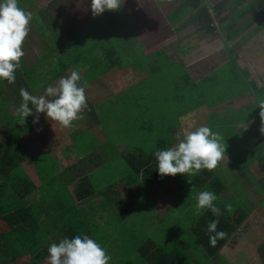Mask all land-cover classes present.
I'll return each mask as SVG.
<instances>
[{
    "label": "crops",
    "instance_id": "1",
    "mask_svg": "<svg viewBox=\"0 0 264 264\" xmlns=\"http://www.w3.org/2000/svg\"><path fill=\"white\" fill-rule=\"evenodd\" d=\"M233 1L236 0H214L210 4L205 0L199 8L204 3L208 6L211 13L206 11V14L210 21L202 14H196L194 20L187 21V15L177 19L186 10V3L181 0H124L119 11H105L95 17L91 13V0H19L20 6L33 14V20L23 45L25 55L21 59V67L16 70V80L12 84L6 81L7 85L27 89L24 79L26 68L35 67L44 60L48 70L51 69L55 75L45 84L34 88L40 89L42 95L48 86H55L61 77L70 75L73 70L81 73L79 83L89 93L88 109L82 114L81 121L73 122L71 128L63 129L49 121L46 114L40 113L34 127L29 126L28 131L15 134L23 141L21 169L32 186L21 205L31 208L29 217L37 221L41 232L47 233L49 237L57 233L59 238L53 243L84 232L106 249L109 244L123 243V232H143L144 236H150L144 226L149 224L153 212L161 216L166 210H171L172 194L168 192L172 188L166 192L163 188L152 191L153 187L150 185V189H146L140 177L134 181L129 174L121 176L124 171L122 160L116 162L111 154L119 155L122 159L127 151L124 145L127 141L117 140L111 131L101 128L96 120L97 102L113 95L116 90L140 83L146 71L135 65L134 70L118 69V72L129 73L131 77L118 76L119 79H116L115 73L108 78L106 74L115 70L100 75V62L95 65L99 72L96 78L86 79L85 74L92 65L85 60L86 57L99 55L100 49L108 42L132 52L129 48L141 49L140 44L145 45L144 41L149 38L153 46L142 48V52L137 51L138 57H145L149 63V72L157 73L161 68L163 72L171 63L178 62L182 76L185 73L194 83L191 89L196 100L205 104L189 112L173 114L172 117H157L158 121L167 123L162 126L170 138L175 136L172 145L177 143V133L182 134L202 125L224 137V160L212 171L214 176L210 179V186L205 185L210 187L208 191L214 192L220 199L221 209L225 208V204H231L233 208L240 206L246 218L218 249L217 260L225 259L228 264H253L256 259L259 261L257 264H264V182L259 183L264 177V133L260 131L264 122L260 117L261 100L253 93L254 88L256 94L261 95L264 84V74L259 75L260 70L264 72V48L257 42L259 39L255 41L264 36V0H246L238 7L232 5ZM159 2L161 6H158ZM172 15L175 17L172 18ZM149 19H154L156 25L149 28V33L147 29L149 37L143 39L141 25ZM193 22L197 28L194 26L191 30ZM207 23L210 33L205 29ZM164 25L169 26L172 34L168 38L174 36L172 40L151 31ZM240 48L242 50L237 51ZM158 50L159 56L166 58L160 68L151 60ZM170 51L178 59L172 60ZM208 59L212 60L205 64L204 60ZM193 62L194 69L186 67V64L192 65ZM236 74L241 75L236 77L241 83L244 81L242 87L246 86L247 91L241 92V86L238 89L235 87ZM8 86L4 96L17 101ZM100 89L103 96H100ZM95 98L97 100L93 101ZM0 102L3 103V100ZM17 102L20 104L22 101L18 99ZM162 104L165 106L167 101H162ZM17 107L9 110L5 105V113L9 111V115H16ZM137 111L136 121L139 122L140 109ZM0 122V127L4 126L5 131H9L5 115ZM80 122L84 124L80 126ZM44 136L47 138L44 139ZM1 137L6 139L0 142L1 149L6 150L11 144L10 133L6 132ZM157 137L149 145L151 149L155 148ZM28 138H32L31 141ZM107 148L114 152H108ZM43 151L54 154L52 157L47 155L49 159L45 161L46 154ZM118 170L119 174H115ZM214 178L220 181V186ZM97 200L101 203L99 208L95 206ZM146 201L147 205H144ZM151 208L153 212H150ZM162 219L152 217V225L163 222ZM250 233L255 234L257 240H252L253 244H246L245 237ZM2 245L0 247L5 251V256L8 247ZM47 245L41 244L38 251ZM194 245L198 248L197 244ZM140 246L135 244L131 249L118 246L113 256L119 261L118 264H148L140 253ZM253 246L254 250L251 248ZM183 249L187 252V247ZM47 256L48 253L37 261L47 262ZM110 256L109 264L112 254ZM21 257L27 263L29 257ZM191 262L195 264V261Z\"/></svg>",
    "mask_w": 264,
    "mask_h": 264
},
{
    "label": "trees",
    "instance_id": "2",
    "mask_svg": "<svg viewBox=\"0 0 264 264\" xmlns=\"http://www.w3.org/2000/svg\"><path fill=\"white\" fill-rule=\"evenodd\" d=\"M246 0H236L232 2L233 6H239L244 3ZM181 2L186 3V10L183 14H181L177 19L182 18L187 15V21L196 18V14L204 15L207 21L209 20V15L206 14L207 5L204 3L201 8V3L205 2V0H181ZM158 6H161V2L157 3ZM217 8V6H216ZM232 9V7H231ZM143 25H141L142 27ZM209 23L205 25V29L210 33L211 29H209ZM169 26H167V32H164V27L151 30L153 33H159L164 37H167L170 34ZM148 27V33L149 31ZM149 37V34H148ZM147 37V38H148ZM157 43H160L157 40H154ZM149 38L144 41V44L141 45V49L136 47L134 49L129 48V50H133L132 52L123 49L122 47L115 46V44H111L108 42L107 45L103 46L100 49L99 55L86 57L90 64H92L88 70L86 71V79L96 78L99 74L97 68L95 69V65L101 62V71L100 75L106 73L108 71H114L109 74H106L109 77L116 73V79L119 77H131V74L125 72H118V69H135V65L139 66V69L145 72V76L140 78V83H136L132 86L122 88L120 90H116L115 93L111 96H116L119 99L122 105L127 107H135L138 108L141 106V102L148 101L152 99V103L156 105H160L162 101H167L165 105V110H160V106L158 109L154 108V112L158 113L160 118L163 116L172 117L173 114L184 113L191 111L192 108L196 106L205 105L199 100H196L193 90L191 86L194 85L193 82L190 81L189 77L184 73L181 75V79H178L177 82H172L170 87H168V94L158 93L153 94L151 96L148 95L149 92L147 90L149 88L155 89L156 86L152 87L151 81L155 76H158L162 73L158 71L157 73L149 72V63L146 61L145 57H138L137 51L142 52L145 47H151L152 42L149 43ZM143 45V46H142ZM143 48V49H142ZM160 50L156 51L151 59L152 62H156L158 68L162 66V63L165 61V57H160ZM130 59V60H126ZM130 65H133L130 66ZM181 67V66H180ZM138 69V70H139ZM105 71V72H104ZM103 72V73H102ZM236 81L234 82L235 87L239 91L244 92L248 89L246 86H243V83L240 82L239 77H236ZM241 77V75H240ZM179 83L182 84L181 88ZM148 85V86H147ZM196 85V84H195ZM150 86V87H149ZM253 93L257 97V99L264 101V84L261 87V95L256 94V89L253 88ZM240 93V92H239ZM0 94H2L0 92ZM107 97V99L109 98ZM101 102V101H100ZM140 109V108H139ZM124 107L120 109L123 112ZM171 112V113H170ZM144 113V114H142ZM2 114V104H0V116ZM113 124H117L118 121L114 120V118H107ZM140 124V128L135 123H130L129 127H127L126 131L129 134L134 133L137 141L133 140L131 143H125V147L127 149L126 153L123 155V158L119 155H116L112 149L107 151L112 153V157L117 162L122 160L124 165L123 174H129L132 176L134 181H138L139 177L143 180L146 187V184L149 183L153 187L152 191H156L157 188H163V191L171 189L172 196L176 200L181 201V205H178L183 210H187L190 208L189 206H193L196 203L195 196L201 192L207 190L210 179L213 178V172H209L207 170H202L200 174L196 176L188 177L186 174H177L176 176H164L163 178L158 174L157 170V161L154 157V152L159 149H165L171 147L172 142L175 136L170 138V135L167 133V130L164 126L158 128V132L155 134L158 135L157 142L155 143V148L151 149L150 146L145 145V139L149 138L146 136V128L149 124L154 121H158L157 117L153 113L144 112L140 109V115L138 118ZM161 121V120H160ZM1 123V122H0ZM137 123V121H136ZM176 123V121H174ZM136 125V127H135ZM105 128V127H101ZM27 129L26 131H28ZM174 131H177L175 129ZM113 134H118V138L121 139L126 135V133L122 132H112ZM140 133V134H138ZM177 133V132H174ZM84 136V135H83ZM82 136V137H83ZM116 137V136H115ZM11 144L8 149H1L0 146V245L6 244L8 247V251H6V257L14 259L15 257H20L22 255H26L28 258L27 263L31 264L32 261L34 263L39 264L37 260L46 256L47 249L51 243L54 242L55 239L59 238L57 233L55 235L50 234V237L47 233L41 232L38 228L37 221L29 217L31 208H23L21 205V201L23 197L28 194L32 186L29 184L28 179L26 178L25 173L21 169V165L23 163V156L21 151L19 150V144H15V139L19 137H13L10 135ZM56 141V138H53ZM125 142V141H124ZM129 148H133L129 150ZM44 158L47 161L49 158L47 155H44ZM112 158V159H113ZM119 177H117L118 179ZM217 181V185H221L220 181L214 178ZM189 180L191 183H189ZM264 182V177L259 181L262 184ZM204 184V185H203ZM208 184V185H205ZM210 186V185H209ZM176 188V190L174 189ZM174 189V190H173ZM212 189V188H211ZM213 190V189H212ZM158 191V190H157ZM183 192H185L183 194ZM182 194L179 196V194ZM170 195V197L172 198ZM216 206L220 208L222 206L220 204V199H217L215 202ZM176 206V204H174ZM194 209V208H193ZM221 209V208H220ZM235 212L229 214L224 209H221L223 213L220 217H215L212 215L210 211H205L201 216L196 217L192 220L190 224V228L188 232L193 236L195 243L201 245L206 252L207 259L201 262H195V264H216L218 262L217 259V251L224 245L226 241L235 233L238 227L244 222L246 218V213L244 209L240 206H236ZM181 210V209H180ZM245 213V215H244ZM213 219H219V224L217 226V231H224L227 233V237L222 240H218L215 247L210 246L209 243V234L207 233V225ZM163 221L165 219H162ZM169 221V219H168ZM119 230L126 231L124 228H119ZM57 232V231H56ZM78 235H85L84 232L79 233ZM64 236H66L64 234ZM75 236L71 237L74 238ZM123 243H126L129 240L133 239H141L144 236V233L140 234H130V233H122ZM58 243V242H57ZM140 246V253L147 260L148 264H193L191 260L187 256V252L179 246H175L172 248L162 249L160 247L159 242L145 240ZM44 244H48L45 248L38 251V247ZM3 246V245H2ZM21 249H18L17 247ZM216 260V261H215ZM0 263L1 260H0ZM32 263V264H34Z\"/></svg>",
    "mask_w": 264,
    "mask_h": 264
},
{
    "label": "clouds",
    "instance_id": "3",
    "mask_svg": "<svg viewBox=\"0 0 264 264\" xmlns=\"http://www.w3.org/2000/svg\"><path fill=\"white\" fill-rule=\"evenodd\" d=\"M124 0H91L93 17L105 11H119ZM33 14L20 6L19 0H0V80L12 84L16 80V70L21 67L25 53L23 45L31 31ZM80 73L73 70L70 75L61 77L55 86H48L43 95H32L27 89H20L22 102L16 109L17 122L23 125L26 118L46 114L52 123L63 129L73 126V122L83 118L88 109L85 86L79 82ZM31 104L33 107H29ZM260 117L264 122V101L259 105ZM260 131L264 133V127ZM174 145L154 152L158 174L176 176L186 174L188 177L200 174L202 170L214 171L224 160L226 146L224 137L208 126H199L194 130L177 133ZM189 183L191 181L189 180ZM218 199L212 191H201L195 196L193 215L201 216L210 211L213 216L223 213L214 203ZM225 211L235 212L231 204H225ZM219 219L211 220L207 225L210 246L215 247L218 240L225 239L227 233L217 231ZM47 264H109L111 256L107 250L88 235H76L74 238H63L58 243H51L47 249Z\"/></svg>",
    "mask_w": 264,
    "mask_h": 264
},
{
    "label": "rangeland",
    "instance_id": "4",
    "mask_svg": "<svg viewBox=\"0 0 264 264\" xmlns=\"http://www.w3.org/2000/svg\"><path fill=\"white\" fill-rule=\"evenodd\" d=\"M210 2V4L214 1V0H208ZM207 2V0H206ZM29 10V9H27ZM138 11V10H137ZM209 14L211 13L210 9L206 10ZM259 11V10H258ZM207 13V14H208ZM237 13V12H236ZM235 13V14H236ZM167 14V12H166ZM165 14V15H166ZM140 15V14H139ZM175 17L174 15H172V18ZM156 25V22L154 19H149L148 21H145L144 25H143V39H145L147 37V29L148 27H152ZM194 26L197 28V25L195 22H193V25L191 26V30L194 28ZM190 30V29H188ZM170 31V29H169ZM164 32H167V26L164 25ZM171 31L170 34L165 37L168 38L171 35ZM174 37V36H173ZM171 37L169 40H172ZM262 38H257L255 41L262 45V47L264 48V36H261ZM164 38V39H165ZM218 43V41H217ZM248 46V45H246ZM170 50L173 51L172 48H169ZM238 50H242L237 49ZM187 51V50H186ZM186 51H184L183 53H185ZM171 52V51H170ZM41 52H39L40 55ZM171 55L173 54L172 52L170 53ZM219 54V53H218ZM217 54V55H218ZM222 54V53H221ZM173 57L171 58L172 60L178 59V57H176L174 54L172 55ZM220 54L217 56L219 57ZM50 58H48L47 60H49ZM212 59H208V60H204L205 64H208ZM196 64H200V62H196ZM47 63H45L44 60H42L41 63L37 64V66L32 67V68H26V72L24 74V79L25 82H27V90L29 91L30 94L32 95H42L41 90L40 89H34L42 84H45L49 79L52 78L53 75H55V72L52 73V70H48L47 67ZM192 66V67H191ZM187 68H192L195 67V63L193 62L192 65H190L189 63L186 64ZM40 71V72H39ZM262 74H264V72L262 70H260L259 75L261 76ZM81 75V73H80ZM181 75H182V70L180 67V64L178 62L175 63H171V65L169 67H166L163 72L158 75L155 76L154 79H152L151 84L152 87L156 86L157 84H159V86L157 85V87L155 89H151L149 88L147 90V92H149V94L146 96H151L153 94H158V93H164V94H168V87H170V84L173 82H177L178 79H181ZM264 76V75H263ZM97 80H99V78H97ZM7 82L0 80V92L2 93V95L0 94V100H3V103L0 102V104H2V114L0 116V121L2 120V118L5 115V120L7 121V125L6 127L8 128L9 131H5V127L1 126L0 127V132L2 133V135H5L6 132L10 133L11 136H13L14 138L17 137L15 134L19 133L20 131H26L27 129H29V126L34 127V118L35 115H30L26 118V122L21 125L19 122H17V120L19 119L16 115H10L8 114L9 111L7 113H5L6 108L9 110H13L17 107V101L19 99V102L22 101V97H19L20 94V89L16 88V87H9V91H11L12 94H14V97H17V101L13 100H8L7 97H5L4 95L7 94L6 90H7ZM148 86V85H147ZM179 86L181 88L182 84L179 83ZM101 92L100 96L102 95V90H99ZM40 92V93H39ZM105 94V92H104ZM86 96L89 100V93H86ZM90 96L92 97V95L90 94ZM97 98L93 99V101H96ZM19 104V103H18ZM21 104V103H20ZM19 104V105H20ZM96 109H97V116H96V120L99 123L100 127H105L108 131L111 132H122V133H126V135H124V137L121 138V140L123 141H127L129 143H131L133 140L137 141V139L134 136V133L129 134L127 133L126 129L127 127H129L130 123H135L139 128H140V124L141 122H137L136 123V116L138 114V107L137 106H133V107H127L125 105H122L119 101V99L116 96H111L108 99L105 98L103 99L101 102H97L96 103ZM6 105V108H5ZM160 110H165V106L162 104V102L160 103ZM158 105L153 104L152 103V99H149L148 101H144L141 102V106L139 107L141 110H143L144 112H148V113H153L156 115V117L159 116L158 113L154 112V108L158 109L159 108ZM19 107V106H18ZM17 107V108H18ZM29 107H33L31 104H29ZM124 107L123 112L120 111V109ZM91 109V108H90ZM92 109L94 112H96V109L94 108V106L92 105ZM4 110V112H3ZM33 111H35L34 107H33ZM44 114V113H42ZM144 114V113H142ZM107 118H114V120L118 121L117 124H113L110 121L107 120ZM79 121L81 120H77L74 122L79 123ZM80 126H82V122H80ZM163 124H167L164 123V121H154L151 124L148 125V127L146 128V136H148L149 138L145 139V145L149 146L152 145V141L155 140L156 138V132H158V128L161 127ZM135 125V127H136ZM42 126V125H41ZM45 131V130H43ZM140 134V133H138ZM1 135V136H2ZM0 136V142L2 143L5 139V137H1ZM112 136H116V139L119 140L118 138V134H112ZM47 137L44 136V139H46ZM52 138V136H51ZM32 138H28V141H31ZM115 138H112V140H114ZM152 139V140H151ZM22 141V140H21ZM21 141L19 140V138L15 139V144H19L20 148L19 150L22 153V156L24 158V151H23V146L21 144ZM23 143V141H22ZM43 148H46L43 147ZM48 148V147H47ZM62 149V147L60 148ZM133 148H129V150H131ZM30 151V148L28 149ZM35 151V150H34ZM36 152V151H35ZM34 152V153H35ZM44 154L49 155L52 157V155L54 153H49L48 151H43ZM32 154V153H31ZM123 164L124 167V163L121 162ZM119 165V163H118ZM66 166V165H65ZM115 174H119V170L115 171ZM119 177V176H116ZM146 189H150V185L149 183L146 184ZM171 199V210L168 209L166 210L163 215L161 216H157L154 215L153 212V208L149 209L152 210L150 212H153V216L157 219H161L164 218L165 221L158 223L156 226L152 225V217L151 220L149 221V224H147L146 226H144V229L149 231V235L150 236H145L141 239H133V240H129L126 243H120V244H109V246L106 248L107 253L108 254H112V262L111 264H118L119 261L116 260L117 258L113 256V254H115L118 251V246H124L127 249H131L135 246V244H144L143 242L146 240L147 237H149V239H151V241H155V242H159L160 247L162 249L165 248H172V247H181L182 249L187 247V256L189 259L195 261V262H201L207 259V255L205 250L203 249V247L201 245H198V248L195 243V240L193 239V236L188 232L189 228H190V224L192 223V220L194 218H196V216L193 215L194 212V207L193 206H189L190 208H188L187 210H183L182 208H180L178 205H181V201L178 199L175 201V198H170ZM95 206L96 208H99L101 206V203H98L99 201H95ZM144 205H147V201L143 202ZM176 204V206L174 205ZM178 204V205H177ZM149 207H151V204L149 205ZM103 209H105L103 207ZM181 209V210H180ZM140 211V210H139ZM169 219V221L167 220ZM156 220V219H154ZM56 234V233H55ZM131 234V233H130ZM132 235V234H131ZM247 243L246 244H253L252 240H257V236L255 234H248V236L245 237ZM18 249H21L19 246L17 247ZM178 248V247H177ZM197 248V249H195ZM252 249L254 248L251 247ZM185 250V249H184ZM254 250V249H253ZM186 251V250H185ZM5 251H3V248L0 247V260L2 263L0 264H27L25 262V260L20 256V257H15L14 259H10L8 258L9 256L6 257V255L4 256ZM217 260V259H216ZM215 260V261H216ZM45 261V260H44ZM259 261H257L255 259V263L253 264H257ZM34 263V261L31 262V264ZM39 264L43 263V264H47V262H42V261H38ZM36 264V263H34ZM216 264H228L227 260L225 259H219L218 262Z\"/></svg>",
    "mask_w": 264,
    "mask_h": 264
}]
</instances>
